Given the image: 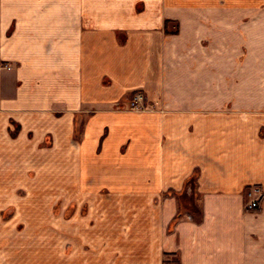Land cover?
<instances>
[{"label": "crops", "instance_id": "0c3cea01", "mask_svg": "<svg viewBox=\"0 0 264 264\" xmlns=\"http://www.w3.org/2000/svg\"><path fill=\"white\" fill-rule=\"evenodd\" d=\"M134 90L160 111L110 108ZM85 164L94 264H264V0H0V197Z\"/></svg>", "mask_w": 264, "mask_h": 264}, {"label": "rangeland", "instance_id": "374dc122", "mask_svg": "<svg viewBox=\"0 0 264 264\" xmlns=\"http://www.w3.org/2000/svg\"><path fill=\"white\" fill-rule=\"evenodd\" d=\"M166 25L170 35L178 32L174 23ZM210 57L212 64L217 66L218 55ZM213 73L217 78V71ZM212 93L218 95L216 86ZM139 95L140 100L137 99ZM110 108L124 113L160 111L149 94L139 90L128 92ZM85 123L86 118L76 122L72 135L74 141L84 137ZM116 127H120L119 122L114 131L119 130ZM106 131L103 130V135ZM50 142L46 138L41 147L48 146ZM126 146V143L121 145V150ZM91 168L85 164L82 178H71V168H66L67 178H64L58 166L36 165L27 172V178H4L0 197V234H7L10 239L11 234H19L21 241L15 243L2 239L1 254L6 262L0 264H57L51 258L60 255L63 248L66 254L76 251L82 255L84 264H94V178L91 177L94 171L91 173ZM63 239L67 241L64 243Z\"/></svg>", "mask_w": 264, "mask_h": 264}, {"label": "built area", "instance_id": "2783aa9c", "mask_svg": "<svg viewBox=\"0 0 264 264\" xmlns=\"http://www.w3.org/2000/svg\"><path fill=\"white\" fill-rule=\"evenodd\" d=\"M137 99L138 100H140L141 99V96L139 95V96H137ZM257 199H254V200H251V201H249L248 203H247V205H246V209H248V210H254V209H256L257 208Z\"/></svg>", "mask_w": 264, "mask_h": 264}]
</instances>
